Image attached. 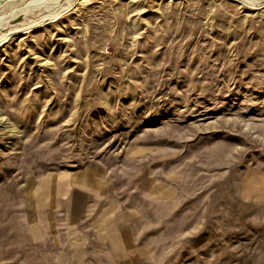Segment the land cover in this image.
I'll return each instance as SVG.
<instances>
[{
    "label": "rangeland",
    "instance_id": "rangeland-1",
    "mask_svg": "<svg viewBox=\"0 0 264 264\" xmlns=\"http://www.w3.org/2000/svg\"><path fill=\"white\" fill-rule=\"evenodd\" d=\"M0 264H264V0H0Z\"/></svg>",
    "mask_w": 264,
    "mask_h": 264
}]
</instances>
